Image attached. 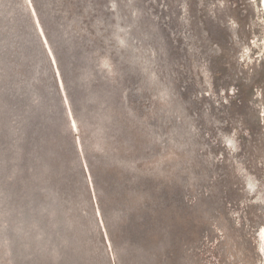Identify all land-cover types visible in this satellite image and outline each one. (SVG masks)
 <instances>
[{
  "label": "rangeland",
  "instance_id": "obj_1",
  "mask_svg": "<svg viewBox=\"0 0 264 264\" xmlns=\"http://www.w3.org/2000/svg\"><path fill=\"white\" fill-rule=\"evenodd\" d=\"M259 4L0 0V264H264Z\"/></svg>",
  "mask_w": 264,
  "mask_h": 264
},
{
  "label": "water",
  "instance_id": "obj_2",
  "mask_svg": "<svg viewBox=\"0 0 264 264\" xmlns=\"http://www.w3.org/2000/svg\"><path fill=\"white\" fill-rule=\"evenodd\" d=\"M220 32L222 31V33H224V34H230L231 35V29L229 28V27H225L224 26V28H220V30H219Z\"/></svg>",
  "mask_w": 264,
  "mask_h": 264
},
{
  "label": "bare ground",
  "instance_id": "obj_3",
  "mask_svg": "<svg viewBox=\"0 0 264 264\" xmlns=\"http://www.w3.org/2000/svg\"><path fill=\"white\" fill-rule=\"evenodd\" d=\"M259 6H260V10L262 11V14L264 15V2H262V0H260V4H259ZM71 116V115H70ZM72 120V119H71ZM72 124H73V126H74V122H73V120H72Z\"/></svg>",
  "mask_w": 264,
  "mask_h": 264
},
{
  "label": "snow or ice",
  "instance_id": "obj_4",
  "mask_svg": "<svg viewBox=\"0 0 264 264\" xmlns=\"http://www.w3.org/2000/svg\"><path fill=\"white\" fill-rule=\"evenodd\" d=\"M262 2H264V0H262ZM229 144H231V141L228 142ZM262 235H264V229L261 230ZM261 252H264V248L260 249Z\"/></svg>",
  "mask_w": 264,
  "mask_h": 264
},
{
  "label": "crops",
  "instance_id": "obj_5",
  "mask_svg": "<svg viewBox=\"0 0 264 264\" xmlns=\"http://www.w3.org/2000/svg\"><path fill=\"white\" fill-rule=\"evenodd\" d=\"M61 100H62V103H63V99H62V97H61ZM65 109V108H64Z\"/></svg>",
  "mask_w": 264,
  "mask_h": 264
}]
</instances>
